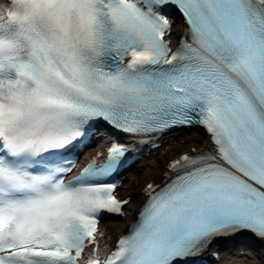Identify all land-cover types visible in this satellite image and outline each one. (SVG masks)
Masks as SVG:
<instances>
[{
	"label": "snow or ice",
	"instance_id": "1",
	"mask_svg": "<svg viewBox=\"0 0 264 264\" xmlns=\"http://www.w3.org/2000/svg\"><path fill=\"white\" fill-rule=\"evenodd\" d=\"M101 122L130 139L68 179ZM193 126L207 146L110 246L99 218L130 203L112 177L134 145ZM242 231L264 239V0L0 5V264H196Z\"/></svg>",
	"mask_w": 264,
	"mask_h": 264
},
{
	"label": "bare ground",
	"instance_id": "2",
	"mask_svg": "<svg viewBox=\"0 0 264 264\" xmlns=\"http://www.w3.org/2000/svg\"><path fill=\"white\" fill-rule=\"evenodd\" d=\"M183 140V142L181 141ZM163 141V147L158 152H151L149 157H146L145 159L141 160L138 164L135 165L134 169L131 171L130 175L135 176L138 178V189L137 193L132 197V200L128 204V207L126 205L125 210L123 211L122 216L119 217V221H106L103 222V228L106 231V236L108 238L116 236L122 229L123 226L126 228L127 221L130 218V216L134 213V211L137 209L138 205L143 200V187L146 183V176L148 175H154L151 179L154 181H159L162 176L159 173H156V171L162 167V171L166 170V164L168 163V160L175 155L187 151L192 147L201 148L206 146L208 143V137L200 132L197 131V129H192L189 131H180L177 133H171L165 136ZM163 150H166L169 152V154H163ZM156 173V174H154ZM126 188L124 185L121 187L120 192L123 195V197L128 195V192L125 191ZM107 224V225H106ZM232 239L227 238L224 242L229 243V247L233 246V242H231ZM238 250L240 251V248L232 247V248H224L222 250L223 256H221V259L216 262V264H227L229 261L225 259V256L229 253L228 250ZM256 251L258 255H256L254 258V261L250 260L253 264H264V241L262 245H258L256 247Z\"/></svg>",
	"mask_w": 264,
	"mask_h": 264
},
{
	"label": "rangeland",
	"instance_id": "3",
	"mask_svg": "<svg viewBox=\"0 0 264 264\" xmlns=\"http://www.w3.org/2000/svg\"><path fill=\"white\" fill-rule=\"evenodd\" d=\"M129 184L127 185V191L129 192V194L132 196L136 193V186L138 183V178L135 176H131L128 179Z\"/></svg>",
	"mask_w": 264,
	"mask_h": 264
}]
</instances>
